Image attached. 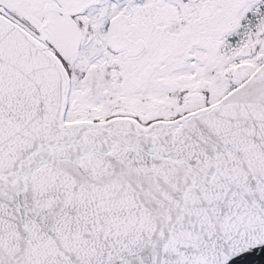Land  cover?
<instances>
[{
  "label": "snow or ice",
  "instance_id": "6c2138e0",
  "mask_svg": "<svg viewBox=\"0 0 264 264\" xmlns=\"http://www.w3.org/2000/svg\"><path fill=\"white\" fill-rule=\"evenodd\" d=\"M0 264H264V0H0Z\"/></svg>",
  "mask_w": 264,
  "mask_h": 264
}]
</instances>
